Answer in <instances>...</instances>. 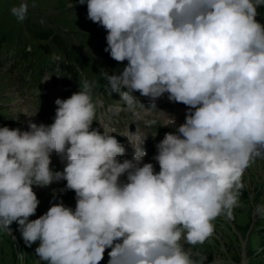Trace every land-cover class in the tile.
Listing matches in <instances>:
<instances>
[{
    "label": "clouds",
    "instance_id": "9594fccd",
    "mask_svg": "<svg viewBox=\"0 0 264 264\" xmlns=\"http://www.w3.org/2000/svg\"><path fill=\"white\" fill-rule=\"evenodd\" d=\"M30 5L20 0L11 14L23 22ZM261 6L264 0H87V18L107 32L105 51L127 61L104 73L110 92L129 111L136 92L151 107L167 93L188 107L185 121L176 126L160 111L162 125L176 131L155 145L159 172L143 162L144 137L126 136L134 154L121 162L125 147L115 131L92 128L97 106L87 80L55 100L52 124L0 127V229L17 222L28 247L39 241L35 253L47 264H100L106 249L107 264H204L182 241L203 244L218 216H233L245 170L264 158ZM53 153L66 161L63 171L50 168ZM61 180L75 192V209L54 203L29 220L40 203L33 186ZM254 215L264 216V205ZM17 259L23 264L22 251Z\"/></svg>",
    "mask_w": 264,
    "mask_h": 264
},
{
    "label": "rangeland",
    "instance_id": "374dc122",
    "mask_svg": "<svg viewBox=\"0 0 264 264\" xmlns=\"http://www.w3.org/2000/svg\"><path fill=\"white\" fill-rule=\"evenodd\" d=\"M19 2L20 0H0V127L20 128L21 120L27 119L28 121L22 125L26 128L22 130H27L31 120L38 125L40 123L49 125V121L46 123L47 118L37 111L38 107L40 112L43 111L46 106L45 100L36 99V102H31L28 100V94L32 97L33 93L26 88L18 93L16 91L24 82L26 84L37 82L36 86L42 87V82L40 86L36 77L29 76L30 65H35L37 61L49 65L51 56L58 54L64 62L73 63L76 68L83 65L87 72L102 68L103 71L113 74L122 71L127 61L118 63L105 51L107 32L102 26L87 18V0L84 4H79L78 0H33L34 6L30 5L23 22L18 21L10 11ZM259 22L264 24V19ZM11 60L16 64L8 71L4 66L7 61H9L7 64H10ZM74 81L81 83V78L75 76ZM135 95L140 101H150L149 98L140 96L139 92ZM20 98L25 100L23 105L13 106L16 99ZM48 98L51 102L49 93ZM166 99L167 93L158 98L156 103L163 105L161 101ZM50 107L48 113L55 112ZM23 113H27L22 116L26 118L20 120L19 117ZM46 115L48 117V114ZM122 119L135 120L128 115ZM116 128L122 133L128 131L125 124H119ZM159 128H149L153 144H157L164 137L158 131ZM150 150L147 163H153L155 172H159V164L153 159L157 153L155 145ZM119 159L122 162L125 158ZM51 160L50 168L54 171H63L66 161L62 162L55 153L51 155ZM120 179L126 181V175ZM242 182L245 187L239 197V206L234 208L232 217L218 216L213 221L214 233L203 244L193 246L182 241L184 248H189L194 253L193 259L205 257L204 264H264V216L254 215L256 205H264V158H257L245 170ZM66 183V180H61L54 181L46 187L34 185L33 190L40 203L35 215L30 216L29 220L46 213L54 203L63 202L65 206L74 210L75 192L66 189ZM9 227L10 230L0 229V264H20L17 251L24 253L23 264H47L35 253L39 241L28 247L22 239L17 222H13ZM235 229L241 231L243 237L234 234ZM110 250L106 249L100 264H107Z\"/></svg>",
    "mask_w": 264,
    "mask_h": 264
},
{
    "label": "bare ground",
    "instance_id": "6f19581e",
    "mask_svg": "<svg viewBox=\"0 0 264 264\" xmlns=\"http://www.w3.org/2000/svg\"><path fill=\"white\" fill-rule=\"evenodd\" d=\"M181 108L177 106V111L170 113V110H163V112H165L168 116L172 117L175 119L176 124H179L182 120H183V115L182 112L180 111ZM171 127V126H169ZM126 146L128 145V141L124 143ZM126 146H125V155H129V153L126 150ZM147 152V151H146ZM148 155V152H147ZM147 155L143 158V160L147 157Z\"/></svg>",
    "mask_w": 264,
    "mask_h": 264
},
{
    "label": "trees",
    "instance_id": "16d2710c",
    "mask_svg": "<svg viewBox=\"0 0 264 264\" xmlns=\"http://www.w3.org/2000/svg\"><path fill=\"white\" fill-rule=\"evenodd\" d=\"M245 228H247V226H245Z\"/></svg>",
    "mask_w": 264,
    "mask_h": 264
}]
</instances>
